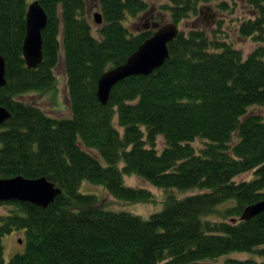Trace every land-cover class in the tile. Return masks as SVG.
Masks as SVG:
<instances>
[{
    "label": "trees",
    "instance_id": "16d2710c",
    "mask_svg": "<svg viewBox=\"0 0 264 264\" xmlns=\"http://www.w3.org/2000/svg\"><path fill=\"white\" fill-rule=\"evenodd\" d=\"M48 14L44 58L29 68L23 54L27 0H0V55L7 84L1 104L12 117L0 126V178L45 176L63 192L48 207L5 201L0 212V264H264L231 252L264 255V212L242 220L250 204L264 199V0H248L251 16L238 32L262 44L247 57L235 47L221 19L208 31L180 30L170 56L149 75L117 83L107 104L99 79L120 65L153 33L140 23L148 0H100L103 23L94 34L87 0H40ZM226 0H166L161 11L180 24L201 15L204 4ZM234 11V10H232ZM63 62L71 114L57 117L21 96L58 94ZM160 136L165 147H157ZM205 140L196 148L192 142ZM251 180L237 182L243 172ZM138 175L157 188L203 192L178 197L149 218L110 209L84 181L104 186L128 202H156L150 188L131 186ZM216 216L217 219L209 218ZM26 231L24 252L5 260L4 237Z\"/></svg>",
    "mask_w": 264,
    "mask_h": 264
},
{
    "label": "rangeland",
    "instance_id": "374dc122",
    "mask_svg": "<svg viewBox=\"0 0 264 264\" xmlns=\"http://www.w3.org/2000/svg\"><path fill=\"white\" fill-rule=\"evenodd\" d=\"M28 3H32L35 0H27ZM154 6L151 7L150 11L141 14L138 18H133L138 20L140 23H147L151 26V21L156 17L158 20L163 19L167 22L170 19V12L161 11L159 5L164 3L166 0H148ZM230 8L220 9L218 8V2L207 3L203 5V12L201 15L193 16L188 20L182 21L179 24L180 30L189 31L192 27L205 28L208 31L216 28L218 21L223 19L224 27L229 35V40L233 42L235 47L243 51L245 57L248 56L257 46L261 45V42L254 40L251 36H241L238 32V25L243 18L251 16V6L248 0H226ZM88 4V15L92 20L93 31L95 35H98V29L100 25L96 23L94 14L96 12H102L100 0H87ZM208 8H212L216 13L215 17H209L206 19V15L209 13ZM234 10V11H232ZM152 16H150V15ZM150 16V17H149ZM150 20V21H148ZM57 76L59 78L58 83V94L55 92H48L45 94H40L38 92H31L22 95L21 98L24 101H33L38 103L43 109L48 113L55 115L57 117H65L71 114L69 108V95L67 89V77L64 63L61 62L57 68ZM250 113H256L264 117V108L259 105H254L249 108ZM205 140L196 139L192 144L196 148H201L205 145ZM165 138L160 136L158 139L157 147L162 150L165 147ZM255 177V171H247L238 175L235 180L237 182L251 180ZM125 182L127 185L131 186H142L150 188L155 194L156 202H128L125 200L117 199L108 190L101 185L90 183L89 181H84L82 183L81 189L83 192L97 194L102 200V203L110 209L114 210H128L135 214H139L145 218H149L153 213L161 211L164 208V200L169 192H173L178 197H185L195 193L203 192L205 190L192 189V190H179V189H163L152 186L147 180L141 178L138 175H125ZM9 209V205L0 206V212H6ZM209 218L217 219L216 216H209ZM5 246V260L9 261L15 254L22 253L25 251L27 246L26 231L24 229L14 230L8 233L4 237ZM22 241V242H21ZM229 257L234 258H252L257 263L264 262V255L254 253V252H231L228 254Z\"/></svg>",
    "mask_w": 264,
    "mask_h": 264
},
{
    "label": "water",
    "instance_id": "95a60500",
    "mask_svg": "<svg viewBox=\"0 0 264 264\" xmlns=\"http://www.w3.org/2000/svg\"><path fill=\"white\" fill-rule=\"evenodd\" d=\"M95 21L103 23V14L96 12ZM48 23V14L40 0L29 4L27 10V33L23 43V54L29 68H37L44 58L43 30ZM156 31L132 53L126 62L105 71L99 79L98 98L107 104L113 87L133 75H149L161 67L170 56L169 43L179 32L178 24L155 23ZM7 84L6 58L0 55V88ZM1 102V96H0ZM12 117V112L0 103V126ZM62 188L47 177L30 178L23 175L0 178V202L28 201L42 207H48ZM264 212V199L250 204L242 213V220H249ZM22 242V241H21Z\"/></svg>",
    "mask_w": 264,
    "mask_h": 264
},
{
    "label": "flooded vegetation",
    "instance_id": "af4514ba",
    "mask_svg": "<svg viewBox=\"0 0 264 264\" xmlns=\"http://www.w3.org/2000/svg\"><path fill=\"white\" fill-rule=\"evenodd\" d=\"M208 11H209V13L205 16L206 19H208L209 17H215L216 13L214 12V10L212 8H208ZM150 16H152V15H150ZM148 21H150V20H148ZM147 23H150V22H147ZM154 24L155 23H153L152 25H154Z\"/></svg>",
    "mask_w": 264,
    "mask_h": 264
}]
</instances>
